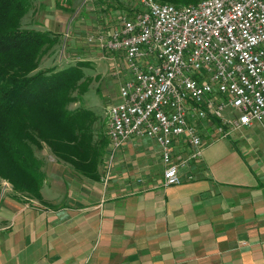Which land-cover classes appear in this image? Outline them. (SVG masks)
Instances as JSON below:
<instances>
[{"label":"crops","instance_id":"1","mask_svg":"<svg viewBox=\"0 0 264 264\" xmlns=\"http://www.w3.org/2000/svg\"><path fill=\"white\" fill-rule=\"evenodd\" d=\"M35 1L38 18L44 0ZM79 1L53 0L60 10L54 14L50 5L36 25L65 40L69 31L79 37L82 23L94 30L106 24L95 8L94 25L84 14L70 17ZM71 44L76 51L87 45ZM234 134L227 139L215 131L175 186L165 184L161 148L137 138L108 149L96 180L52 160L41 199L0 187V264H264V122ZM190 154L180 146L173 152L174 160Z\"/></svg>","mask_w":264,"mask_h":264},{"label":"built area","instance_id":"2","mask_svg":"<svg viewBox=\"0 0 264 264\" xmlns=\"http://www.w3.org/2000/svg\"><path fill=\"white\" fill-rule=\"evenodd\" d=\"M136 2L135 15L124 13L118 28L89 38L123 57L129 73L121 102L109 110L110 149L153 140L165 184L175 186L181 169L202 158L206 125L227 138L264 122V0ZM177 146L190 150L187 160H174Z\"/></svg>","mask_w":264,"mask_h":264},{"label":"trees","instance_id":"3","mask_svg":"<svg viewBox=\"0 0 264 264\" xmlns=\"http://www.w3.org/2000/svg\"><path fill=\"white\" fill-rule=\"evenodd\" d=\"M155 1L178 7L201 2ZM34 2L0 0V183L7 181L19 197L39 200L46 151L76 174L96 180L111 144L98 111L85 104L70 108L91 88L90 62L78 57L63 68H42L63 38L25 25Z\"/></svg>","mask_w":264,"mask_h":264},{"label":"rangeland","instance_id":"4","mask_svg":"<svg viewBox=\"0 0 264 264\" xmlns=\"http://www.w3.org/2000/svg\"><path fill=\"white\" fill-rule=\"evenodd\" d=\"M125 4H121L119 0H81L79 3L75 2V5L72 4L70 17L75 15L77 19L82 18L84 16L90 23L99 22L95 18V14L91 12V9H97L98 12L105 13L102 15V21L106 24L99 25V27L94 30L91 27L89 28L87 22L82 23L81 28H85L82 33L79 34V37H71V31L67 29L65 33L69 31L68 35L63 40V46L58 47L55 51L56 53L53 56H48L43 63L42 68H49V67H66L70 60L74 62V57H88L91 59L90 65L91 67L87 70L89 77L93 79L91 84V88L89 92L83 97V102L71 105V109L78 108L82 105H86L87 107H91L98 111L101 115V119L103 120L104 130L108 135V127H109V110L112 106L120 103L119 101L121 98L118 96L120 87L122 83L127 79V65L126 63L121 60L120 56L111 53V52H103L100 51V48L91 47L88 43L89 36L91 34H97V32H101L103 34L108 35L112 30L118 28V24L115 25L116 20L113 19L114 15L117 16L116 11H121L120 13H127L131 15H135L140 6L136 2V0H124ZM36 2V1H35ZM43 6L40 8V13L38 18L34 16L35 12L32 10L25 19V25L32 30L40 31V32H48L44 31L36 23H43L45 22L46 16H48L47 12L50 5L54 6V10L52 13H56V11L60 10L59 7H62L61 4H55L50 2L49 0L42 1ZM59 6V7H57ZM36 8V7H35ZM58 9V10H57ZM43 12V13H42ZM84 14V15H83ZM44 17V18H43ZM77 20L75 21V23ZM89 23V24H90ZM74 25V24H73ZM73 25L71 29H73ZM94 25V24H93ZM101 26V27H100ZM53 33V32H51ZM57 34V33H55ZM85 43L87 45L84 48L76 51L72 48L71 43ZM88 46V47H87ZM74 47V46H73ZM87 47V48H86ZM99 49V50H98ZM71 62V61H70ZM229 116V113L227 112ZM215 135V130L210 127V125H206L204 128V137L203 142L208 139L212 138ZM230 139H235L233 136ZM228 139V138H227ZM204 146V144H203ZM47 154H43L47 161L56 160L54 157H49L48 152ZM57 161V160H56ZM0 187L3 189H9L12 186L7 181H2ZM1 196V195H0Z\"/></svg>","mask_w":264,"mask_h":264},{"label":"bare ground","instance_id":"5","mask_svg":"<svg viewBox=\"0 0 264 264\" xmlns=\"http://www.w3.org/2000/svg\"><path fill=\"white\" fill-rule=\"evenodd\" d=\"M153 3H156V4H161V3H158L156 2L155 0H152ZM201 2H213V0H201Z\"/></svg>","mask_w":264,"mask_h":264}]
</instances>
